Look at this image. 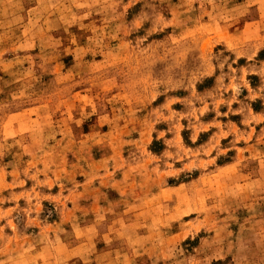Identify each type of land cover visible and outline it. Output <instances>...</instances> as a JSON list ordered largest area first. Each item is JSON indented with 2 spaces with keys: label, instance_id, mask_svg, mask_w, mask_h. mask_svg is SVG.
Listing matches in <instances>:
<instances>
[{
  "label": "rangeland",
  "instance_id": "rangeland-1",
  "mask_svg": "<svg viewBox=\"0 0 264 264\" xmlns=\"http://www.w3.org/2000/svg\"><path fill=\"white\" fill-rule=\"evenodd\" d=\"M0 264H264V0H0Z\"/></svg>",
  "mask_w": 264,
  "mask_h": 264
}]
</instances>
